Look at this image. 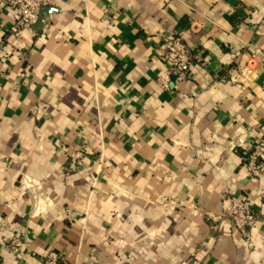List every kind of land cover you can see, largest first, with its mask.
Wrapping results in <instances>:
<instances>
[{"label": "crops", "instance_id": "obj_1", "mask_svg": "<svg viewBox=\"0 0 264 264\" xmlns=\"http://www.w3.org/2000/svg\"><path fill=\"white\" fill-rule=\"evenodd\" d=\"M52 2L16 39L0 0V264H264V180L243 163L264 138V0ZM166 32L192 64L163 90ZM231 197L259 219L248 241Z\"/></svg>", "mask_w": 264, "mask_h": 264}, {"label": "built area", "instance_id": "obj_2", "mask_svg": "<svg viewBox=\"0 0 264 264\" xmlns=\"http://www.w3.org/2000/svg\"><path fill=\"white\" fill-rule=\"evenodd\" d=\"M3 4L9 7L15 15V25L11 30L14 38L20 39L21 34L28 32L33 35L35 26L38 23L39 15L45 8L53 6L52 0H2ZM257 54L249 56V61L244 67L228 73L229 80L236 84H243L240 80L251 72ZM159 60L168 67V73L158 79L161 89H168V79L170 75L175 82H181L186 78L187 72L192 64V57L189 56L183 33L166 32L158 54ZM238 144L232 146L236 150ZM80 152H73L68 158L66 173L76 171L77 163L80 159ZM244 167L248 175L256 180H264V138L251 145L249 152L243 158ZM226 219L240 233L245 241L249 240V232L258 223L259 219L252 212L248 201L231 197L228 200ZM23 241L18 236H13L10 240L7 251L13 255H19ZM60 255L56 252H48L42 264H59Z\"/></svg>", "mask_w": 264, "mask_h": 264}, {"label": "water", "instance_id": "obj_3", "mask_svg": "<svg viewBox=\"0 0 264 264\" xmlns=\"http://www.w3.org/2000/svg\"><path fill=\"white\" fill-rule=\"evenodd\" d=\"M49 11H52L51 8H45L41 11L40 15H39V19H38V23L35 26V29H39L42 27L43 25V16L46 15Z\"/></svg>", "mask_w": 264, "mask_h": 264}]
</instances>
